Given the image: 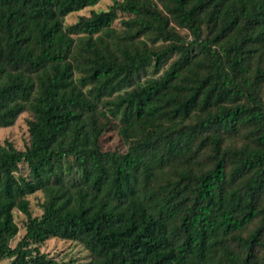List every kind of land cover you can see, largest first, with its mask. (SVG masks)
Listing matches in <instances>:
<instances>
[{"label": "trees", "instance_id": "trees-1", "mask_svg": "<svg viewBox=\"0 0 264 264\" xmlns=\"http://www.w3.org/2000/svg\"><path fill=\"white\" fill-rule=\"evenodd\" d=\"M98 1L0 0V262L264 264V0Z\"/></svg>", "mask_w": 264, "mask_h": 264}, {"label": "rangeland", "instance_id": "rangeland-1", "mask_svg": "<svg viewBox=\"0 0 264 264\" xmlns=\"http://www.w3.org/2000/svg\"><path fill=\"white\" fill-rule=\"evenodd\" d=\"M114 0H99L94 6L85 8L79 12L71 13L64 19L66 24L75 22L78 16H88L89 11L105 10L107 6L111 5ZM121 1V0H115ZM115 26L118 22L114 23ZM27 113H22L18 116L12 126L0 129V143L7 141L13 145L17 151H23L28 144V134L26 130V120L28 119ZM100 148L104 151H122L123 147L118 140L115 133V125L111 123L107 130L100 138ZM23 173V169L20 170ZM29 210L32 216L40 213L38 203L40 201V194L30 197ZM14 222L18 228L17 234L10 240L9 245L14 247L15 243L22 237L24 233L25 218L17 211L13 212ZM39 251L46 254L48 257L53 258L61 264H88L89 254L78 244L61 242L55 239H50L39 247ZM9 260H3L0 264H8Z\"/></svg>", "mask_w": 264, "mask_h": 264}]
</instances>
